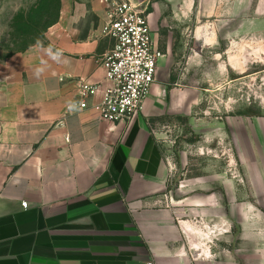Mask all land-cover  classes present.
<instances>
[{"label": "crops", "instance_id": "obj_1", "mask_svg": "<svg viewBox=\"0 0 264 264\" xmlns=\"http://www.w3.org/2000/svg\"><path fill=\"white\" fill-rule=\"evenodd\" d=\"M60 1L44 39L0 63V264H264V121L236 128L254 186L243 204L203 178L174 193L152 127L199 103L172 74L179 28L209 11L239 18L256 0H141L162 57L130 124L66 114L80 83L103 81L113 42L104 0Z\"/></svg>", "mask_w": 264, "mask_h": 264}, {"label": "rangeland", "instance_id": "obj_2", "mask_svg": "<svg viewBox=\"0 0 264 264\" xmlns=\"http://www.w3.org/2000/svg\"><path fill=\"white\" fill-rule=\"evenodd\" d=\"M146 6L149 13L151 3ZM59 7L58 0H0V63L39 44ZM251 8L234 19L209 11L200 15V26L179 28L185 41H177L172 74L185 77L182 87L196 89L199 103L152 126L176 194L190 180L203 178L213 180L211 190L222 192L225 200L232 191L239 204L254 200L236 135L238 123L264 121V0ZM217 175L224 178L222 187L214 185Z\"/></svg>", "mask_w": 264, "mask_h": 264}, {"label": "built area", "instance_id": "obj_3", "mask_svg": "<svg viewBox=\"0 0 264 264\" xmlns=\"http://www.w3.org/2000/svg\"><path fill=\"white\" fill-rule=\"evenodd\" d=\"M104 2L110 11L101 32L113 42L100 63L105 77L96 84L80 83L78 101L67 106L66 114L92 110L102 122L130 124L156 83L162 54L153 40L148 7L141 0Z\"/></svg>", "mask_w": 264, "mask_h": 264}, {"label": "trees", "instance_id": "obj_4", "mask_svg": "<svg viewBox=\"0 0 264 264\" xmlns=\"http://www.w3.org/2000/svg\"><path fill=\"white\" fill-rule=\"evenodd\" d=\"M58 2H59V5H61V1L60 0H58ZM59 11H60V7H59ZM149 13H150V11H149ZM59 16V15H58ZM58 19V18H57ZM57 21V20H56ZM56 21L52 24V25H50L49 26V28H51L55 23H56Z\"/></svg>", "mask_w": 264, "mask_h": 264}]
</instances>
